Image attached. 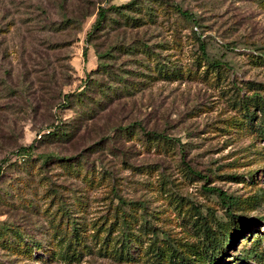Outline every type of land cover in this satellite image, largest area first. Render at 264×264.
I'll list each match as a JSON object with an SVG mask.
<instances>
[{"label": "rangeland", "instance_id": "rangeland-1", "mask_svg": "<svg viewBox=\"0 0 264 264\" xmlns=\"http://www.w3.org/2000/svg\"><path fill=\"white\" fill-rule=\"evenodd\" d=\"M131 1L0 0V195L13 186L14 176L28 177L7 166L22 159L15 154L19 146H32L34 167L41 153L77 158L83 166L74 178L50 158L47 169L33 177L37 194L7 197L8 204L0 203V221L21 224L44 239L41 232L53 231L48 213L75 200L80 205L68 208L87 226L91 248L71 263L49 260L44 250L20 260L0 251V264H158V248L203 246L195 221L207 222L217 237L234 234L220 264H239L236 259L255 238L264 250V136L258 127L263 116L250 106L258 113L250 121L239 103L256 90L264 96V0H137L140 8H122L126 14L141 19L150 7L155 15L139 27L109 10ZM99 6L109 10L110 27L90 39ZM74 16L77 21L63 28L61 21ZM201 42L210 62L228 65L220 74L201 56ZM158 61L184 76L149 79L157 76ZM102 64L110 66L111 77L97 73ZM189 69L197 74L189 76ZM90 70L91 78L113 89L83 119L75 94ZM121 78L129 91H123ZM55 126L73 135L53 139L48 132ZM149 133L174 142L156 147ZM216 187L237 198L234 216L217 194L206 191ZM116 218L117 224H129L123 238L127 232L138 237L130 259L110 257L99 250L101 239L91 236L97 228L103 236L101 228ZM122 233L117 226L111 235L119 241Z\"/></svg>", "mask_w": 264, "mask_h": 264}, {"label": "trees", "instance_id": "trees-1", "mask_svg": "<svg viewBox=\"0 0 264 264\" xmlns=\"http://www.w3.org/2000/svg\"><path fill=\"white\" fill-rule=\"evenodd\" d=\"M137 0L131 1V3L127 5H123L120 7H112L109 10L111 12H114L118 16H122L125 19V22L128 23V25H131L132 27H139L142 25V22H153V15L151 12L150 7L146 9L141 19H134L130 17L128 14H126L124 11H131L135 12L137 9L140 8V6H137ZM122 8H126L125 10ZM106 8L99 6L97 11V16L94 22L91 25L90 31L87 33V38H95L97 36V33L100 31L105 30L106 28L110 27L109 18L107 16V12L109 11ZM142 10V9H141ZM176 13L181 17L191 18V14L188 11H181L180 9L175 10ZM141 14V12H139ZM85 17L87 14H83ZM79 17H70L67 18L62 22L63 28L71 27V25L77 21ZM145 20V21H144ZM193 24L199 26V21L197 19H189ZM111 21V19H110ZM113 21V20H112ZM137 21V22H136ZM60 26V24H59ZM200 50H201V56L203 55V58L207 63L209 69H218V74L221 73L222 67H227L228 65L226 63H222L221 61L212 60L211 62L208 60L209 57L207 55V51L205 48L204 42L200 43ZM145 53V51H144ZM84 55H86V51L84 52ZM106 55H109V53H106ZM150 56V54H148ZM158 60V59H157ZM155 71L157 76L147 75L149 79H169L171 77H176L178 79H181V77L184 76V72L179 70L178 68H173V64H170V67H166L164 64H155ZM99 71H97L98 74L102 72L105 75L111 77L112 72L110 70V66L106 64H102L99 66ZM92 71V70H90ZM94 70L92 73L88 75L87 80L81 84V90L78 91L76 95V100L78 101L79 106L82 108V112L78 113L80 118L90 117L94 113H96L97 109L101 108L103 105V101L100 98L109 100L111 98V95L108 94L111 92L112 87H110V84H101L96 78H91V75L94 74ZM155 73V72H154ZM196 72H192V69L188 70V75H195ZM121 84L123 91H129L128 85L124 83L125 78H121ZM105 85V87H104ZM131 87V85H130ZM104 88V89H103ZM108 91V93L106 92ZM87 91L92 94V97L87 94ZM100 91V93H98ZM102 95V96H97ZM70 94H64V97L66 100H68V97ZM105 97V98H104ZM91 98V99H90ZM70 99V103H71ZM240 106L245 107L244 111L246 112V116L249 118V120H254V118L257 116V112L255 113V110H251L250 106H253L254 108H258V111L262 112L263 118L260 119L259 122V130L264 136V96L256 90L253 94V96H244L240 97ZM246 103L245 105H243ZM249 107V108H248ZM255 113V116H253ZM52 127V125H51ZM58 130V132H56ZM125 131L129 130L126 127L124 128ZM57 134V136H55ZM49 136H52L53 139L57 140H65L70 138L73 134L69 130H63L59 128V126H55L52 130L48 132ZM148 142L151 144H155L156 147H159L161 145H165L166 142L173 143L174 141L163 137L160 134L156 133H149L147 134ZM31 145L29 146H19L16 150L17 158H22L20 161H14V165L11 162H8L7 166L12 165L15 172L24 173L28 175L26 178L25 176H22V174H19L18 176H14V184L13 186L2 193V196L0 195V203H6L8 204L9 201H7V197L12 196V199H14V196L20 197V193L25 194L27 190L31 191L32 194L36 195L37 192L33 189V177L34 175H39V172L44 171L48 164V161L50 158H54L53 164H58L60 167L67 172L69 175H71L74 178H78L80 173L83 170V166L81 165L82 162H80L77 158L73 157H62V156H56L53 154H39L37 157L39 158V161H41V164L38 167H34V156L30 152ZM183 155V152L181 153ZM182 157V156H181ZM77 159V160H73ZM73 160V161H72ZM6 162V161H5ZM4 162V163H5ZM51 162V161H50ZM75 163V164H74ZM182 163H184L182 161ZM192 175H195L196 173L194 171H191ZM87 173L83 174V178L86 179ZM209 193L217 194L218 197L221 198L223 203L227 206V214L234 216V213L232 212V209L234 205L237 202V198L231 194H228L225 192L222 188L216 187V188H208L206 189ZM8 193V194H7ZM6 195V197L4 196ZM24 196H22L23 198ZM27 200L26 198H23ZM31 201V200H27ZM71 205L79 206V202H76L75 200L71 204H67L66 206H62L57 208L59 210V219L56 220V211L48 213L49 215V224L53 228L52 233L48 234L47 232H41L44 236V239H36L34 234L27 230L25 227H23L21 224H17L14 222L6 221H0V251H2V254L5 256H12L13 259H33V251L35 250H44L45 255H47V259L51 260H62L65 262H73L78 261L79 258L82 255L83 249L90 250V245L87 244L88 240V229L87 226L84 223L78 224L79 222L76 221L75 216H72L71 210H69L68 207ZM47 207L44 208L43 211H46ZM199 221H195L194 227L197 230V232L202 231L205 240L203 241L202 247H196L194 244L186 245L183 250L174 248V247H164V249H157V252H155L156 258H158V264H160V261L163 263H169V264H220L221 260V254L224 253V250L226 247H228L229 242H231L232 235H223V237L220 235L219 237L214 235V232L212 229H210L205 223H197ZM117 226H121V229H123V233L120 235L122 237L121 240L118 241V236L115 238V236L112 237L111 232L112 230L116 229ZM106 228V230H104ZM101 228L103 229L101 231L102 235H100V228H97L92 234V237H95L96 239H101V246L99 250H103L105 253H109L110 256L115 259L119 260H125V258L130 259L129 256V249L134 240H138V237L133 234H126V238H123V234L126 232L125 229H130L129 224H127L125 221L122 223L117 224V218L115 219L112 224H110L108 227ZM94 229V228H92ZM211 233V234H210ZM102 237V238H101ZM225 237H227L225 239ZM48 239V240H46ZM203 240V239H202ZM262 242L261 238H255L254 242L252 243L253 246L246 248L245 253L243 255L241 254L239 256L238 260L239 264H247L250 262L249 259H255L258 261V264H264V250L261 249L260 243ZM224 255V254H223ZM43 258H41L42 260Z\"/></svg>", "mask_w": 264, "mask_h": 264}]
</instances>
